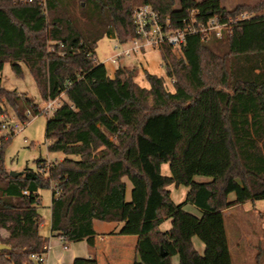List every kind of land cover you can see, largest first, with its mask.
I'll return each mask as SVG.
<instances>
[{"label":"trees","instance_id":"1","mask_svg":"<svg viewBox=\"0 0 264 264\" xmlns=\"http://www.w3.org/2000/svg\"><path fill=\"white\" fill-rule=\"evenodd\" d=\"M179 3V4H178ZM0 0V129L6 104L17 120L41 106L3 86L10 64L25 65L42 100L59 99L46 126L49 152L36 170L18 177L4 166L0 147V264H34L47 254L41 235V191H51V231L64 247L86 241L95 248V222L113 223L117 235L137 236L134 264H234L225 210L264 199V3L228 9L220 0ZM149 4L173 27L193 10L201 21L231 22L221 38L190 36L177 51L162 46L165 78L118 67L114 77L97 60L104 38H136L133 15ZM242 13L250 17L239 19ZM6 103V104H5ZM170 164L171 176L162 175ZM197 176L212 179L196 183ZM53 183L56 188H53ZM190 188L197 218L176 205L167 188ZM27 192V194H25ZM230 193L236 203H228ZM167 219L172 227L159 229ZM1 231L9 233L3 238ZM206 244L200 255L192 238ZM163 252L166 256H163ZM73 264H99L96 257Z\"/></svg>","mask_w":264,"mask_h":264},{"label":"rangeland","instance_id":"2","mask_svg":"<svg viewBox=\"0 0 264 264\" xmlns=\"http://www.w3.org/2000/svg\"><path fill=\"white\" fill-rule=\"evenodd\" d=\"M175 2H179V0H175ZM222 2V5L228 9H234L241 5H246L250 7H255L257 4L264 3V0H220ZM179 4V3H178ZM247 13H242L239 17L241 18L242 15H245ZM247 15H250L248 13ZM233 21V19H232ZM114 45L115 41L110 38H104L99 41L96 53H97V60L99 62L104 63L106 68L109 69V73L113 74V69L122 66L126 67L128 69L132 68L133 62H136L135 57L130 60H123L121 63H114L108 61L110 59L114 52ZM150 60V61H149ZM152 62V65L154 68H148L147 62ZM23 67V76H16V74L12 71L10 64H5L3 70H2V78H3V86L5 88H8L10 90H17L21 93H24L27 95V97L37 103L41 106L45 104V102L42 100L40 90L36 86L35 80L31 74V72L28 70V68L25 65H22ZM140 67V66H139ZM137 67L139 69V72L143 77H137L135 78V81L137 84L141 85L142 87H145L147 84L146 74L144 76L143 69ZM135 68V67H133ZM144 68L149 69L150 72L156 73L159 76H164L165 78V84H167V88L169 91L174 92L173 83L171 82V79L167 77L166 75V68L163 62V59H161V56L158 52L153 53L152 51L149 52V56L147 58V61L144 62ZM138 72V74H139ZM148 85V84H147ZM6 104V103H5ZM6 106V115L4 118L9 119H16L15 114L11 107H9L8 104ZM52 113H41L39 115H36L34 118H30V122L28 125L19 132L18 135H15L12 139H9L10 141L4 146L3 153H4V166L9 173L15 172L20 173L23 172L27 168L35 169L36 170V161L39 158H43L48 160L49 162H52L54 160H61L64 158V155L61 153H55V152H49L48 151V145L50 142L47 140L46 135V126L48 122V118L51 116ZM1 139V137H0ZM7 140H0L1 147L3 145V142H6ZM168 171L170 175H165V173ZM162 175L165 176H171V166L170 164H166L162 166ZM204 179H209L212 181V179L207 177H202ZM195 181V180H194ZM196 183L198 181H195ZM201 183V182H198ZM209 183V182H207ZM187 187L181 185L180 187H174L172 189V199L176 205H181L183 201L186 200V195L188 192H186ZM236 195L235 193H232ZM42 205L39 208L40 214L43 216V228L41 229L42 232L47 233L49 223H50V210H49V198L51 197V191L50 190H43L40 193ZM166 221H171V219H167ZM165 222H163L160 226H162V229L165 227ZM164 225V226H163ZM116 224L113 223H105V222H96V229L99 231L102 230H111L113 227H115ZM160 229V227H159ZM2 237L6 238L8 237L9 233L6 231H1ZM260 243L257 244V246H254V249L252 251L253 259L249 261L250 263L253 262V264H256L259 260L258 258L263 256L264 257V235L263 233L259 235ZM244 245H247V242L244 240ZM4 246V245H1ZM6 247V246H5ZM247 247V246H244ZM8 248V246H7ZM1 249V248H0ZM5 249V248H4ZM232 254L234 259V264H248V258H247V251L245 254V257L247 259H241L240 258V252L235 251L234 248H232ZM242 256V255H241ZM258 257V258H256ZM261 259V258H260ZM173 264H180V260L178 256H175L172 258ZM249 263V264H250ZM261 264H264V259L260 261ZM259 264V262H258Z\"/></svg>","mask_w":264,"mask_h":264},{"label":"crops","instance_id":"3","mask_svg":"<svg viewBox=\"0 0 264 264\" xmlns=\"http://www.w3.org/2000/svg\"><path fill=\"white\" fill-rule=\"evenodd\" d=\"M112 40H114L115 43L118 42L115 39ZM150 51H152L153 53L158 52L161 56L160 50L148 49L143 53H137L132 57H130V59H133L135 57L136 60V62H133L132 68L140 66L139 67L140 70L142 68L144 71V76L146 72L159 76L156 73L150 72L149 69L144 68V62L147 61ZM110 59H108L109 62ZM130 59L127 58L122 59L120 60L119 63H121V61L123 60H130ZM149 61L147 62L148 68H154L152 62L150 64ZM118 67H122V66H118ZM118 67L113 69L112 75L109 73V69L106 68L108 70V74L111 77H114V74ZM138 75H139L138 77H143V75H141L140 72ZM147 84L145 88L149 87V84L148 85ZM165 175H170V174L167 171ZM202 177L203 176H197L194 179L195 181L201 183H207V182L211 183L213 181V180L210 181L209 179H204ZM174 187L177 186L171 185L167 188V190L170 192L171 197H173L172 189ZM186 192L188 193L190 192L189 187H187ZM187 198L188 196L186 197V200L183 201L181 204L183 205V209L191 213L192 215L196 216L197 218L198 217L202 218L203 211H201L199 208L195 207L191 203H188ZM49 200H50L49 210L51 216V205H52L51 197L49 198ZM236 201H237V195L230 193L228 197V203L233 204L236 203ZM224 216H225V227L227 229V237H228V243L230 246L232 259H233L232 248H234L235 251L240 252L239 256L241 259L245 260L248 258V264H249L250 263L249 261H251L254 257L252 254V251L254 249L252 248H254V246H257L258 243H260L259 235H261L262 233L264 235V199L259 201H246V203L241 205H232L230 206V208L225 210ZM164 225L165 227L162 229V226H160V229L162 232L165 233L171 229L172 219L171 221H166ZM43 226L44 225L42 224L40 228V232L41 235L47 239L46 246L47 248H49L48 253L45 255V264H73L74 260L77 258L87 259L90 257H96L99 264H134L138 237L135 235L134 236H125L119 234L117 235L116 234L118 231L117 226L113 227V229L111 230L99 231L96 229V222H95L94 228L98 235L96 236L94 249L89 247L86 241L70 242L66 247H64L62 238L56 232L53 233L51 231V219L47 233L41 231ZM244 240L247 242V245H244L245 243L243 242ZM192 244L194 245L195 249L200 255H204L206 250V244H204L200 238L193 237ZM246 251H247V258L245 257ZM258 259L259 260L257 261L256 264H258V262L259 264H261L260 261L263 260L264 257L261 256ZM250 264H253V262Z\"/></svg>","mask_w":264,"mask_h":264},{"label":"built area","instance_id":"4","mask_svg":"<svg viewBox=\"0 0 264 264\" xmlns=\"http://www.w3.org/2000/svg\"><path fill=\"white\" fill-rule=\"evenodd\" d=\"M250 17V15H242L241 19ZM136 38L128 43L116 42L114 45V55L110 59L112 64L119 63L122 59H130L137 53H143L148 49L161 50L162 46L167 45L174 51L180 50L187 42L190 36L194 34L201 35L203 38H209L215 35L218 38L223 36L225 30L230 29L231 22H223L219 16H212L207 21H201L195 10L189 13L188 17L183 20V25L177 28L173 27L171 19L160 16L149 4L138 7L133 15ZM173 79L171 82L173 83ZM61 105L60 100H50L39 107L40 113H52ZM33 110L30 108L26 112V120L9 119L3 117V124L0 129L1 141L9 140L18 135L30 122V118H34ZM1 147V142H0ZM52 162L48 161V164ZM53 188L56 184L53 183ZM27 194V192H25ZM45 249L47 246L45 245ZM34 264H45V254L33 255L31 257Z\"/></svg>","mask_w":264,"mask_h":264},{"label":"water","instance_id":"5","mask_svg":"<svg viewBox=\"0 0 264 264\" xmlns=\"http://www.w3.org/2000/svg\"><path fill=\"white\" fill-rule=\"evenodd\" d=\"M22 173H23V172H20V173L11 172L10 175L13 176V177H18V176H20V174H22ZM0 248H1V249H4V248L6 249L7 246H6V247H5V246H0ZM166 255H167V254L163 252V256H166Z\"/></svg>","mask_w":264,"mask_h":264}]
</instances>
